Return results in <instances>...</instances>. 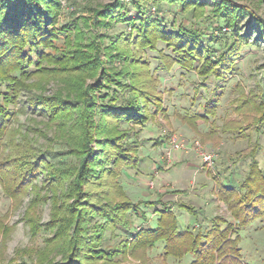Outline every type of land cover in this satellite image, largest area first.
<instances>
[{
	"label": "trees",
	"instance_id": "1",
	"mask_svg": "<svg viewBox=\"0 0 264 264\" xmlns=\"http://www.w3.org/2000/svg\"><path fill=\"white\" fill-rule=\"evenodd\" d=\"M130 1L134 15L122 12L126 3L116 0L89 8L94 15L91 23L82 18L81 24L78 20L58 24L59 0H0L1 189L12 199L30 194L29 203L34 205L43 201L38 195L41 189L51 191L55 210L51 212L52 221L44 228L53 231V240L59 244L53 249L61 257L42 259L41 264H113L112 259L119 254L149 250L159 242L163 258L180 260L190 255L189 264H243L241 232L264 216V171L255 156L252 155L248 172L238 184L230 176L218 182L217 198L224 203L229 217L216 213L208 225L199 223L193 205L181 201L177 207L195 221L183 228L169 204L158 200L131 201L124 196L117 180L124 168L134 165L136 160L121 142L127 132L118 129L122 122L143 124L148 117L147 107L157 96L151 95L136 76L131 77L135 83L124 85L120 79L125 72L116 74L101 69L110 65L114 55H121V48L128 50L123 54L124 61L133 65L140 61L135 62L131 48H150L158 52L159 63L166 71L176 64L221 81L234 69L236 45L249 43L250 29L243 31L239 18L249 15L254 28L259 29L255 42L263 43L264 18L252 7L233 0ZM148 2L178 4L181 8L192 5L202 10L211 7L212 15L231 26L236 37L214 56L213 47L204 41L198 29L168 28L164 19L146 14ZM106 17L117 18L124 27L130 26L128 32L120 30L112 37L116 54L104 51L101 40L105 35L92 31L98 26L113 25ZM60 35L61 45L56 44ZM159 41L167 46V52L157 49ZM49 80L63 85L46 94ZM22 94L26 98L19 107ZM262 104L258 107L262 108ZM11 105L15 106L14 112ZM23 112L45 117L47 123H52L63 136L66 149L51 151L31 146L27 131L37 130L35 133L46 137L34 126L27 127L25 133L19 131L21 142L15 144L9 128L12 113ZM67 158L74 161L64 165ZM40 175L47 179L41 185L37 182ZM91 186L117 189L120 198L110 197L107 189L102 200L104 193L95 194L88 188ZM157 204L160 207L156 208ZM142 205L152 209L156 218L146 227L136 228L131 214L143 218ZM92 217H97L98 222L89 228L94 229L90 232L87 220ZM25 220L32 224V231L42 227L31 216ZM107 232L116 240L114 245L103 238Z\"/></svg>",
	"mask_w": 264,
	"mask_h": 264
},
{
	"label": "rangeland",
	"instance_id": "2",
	"mask_svg": "<svg viewBox=\"0 0 264 264\" xmlns=\"http://www.w3.org/2000/svg\"><path fill=\"white\" fill-rule=\"evenodd\" d=\"M115 1L59 0L61 8L58 24L77 20L81 24L86 19L91 23L94 15L89 8H99ZM119 1L126 3L122 12L134 15L135 9L131 6L130 0ZM233 1L252 7L258 15L264 18V0ZM146 9V14L164 19L168 28L186 26L198 29L204 41L213 47L214 56L224 48L226 43H230L236 37L231 26L212 15L211 7L202 10L192 5L181 8L178 4L148 2ZM248 17L247 14L242 15L238 22L243 31L250 29L248 31L250 33L249 43L236 45L238 53L234 55V69L227 78L221 81L213 79L210 75L207 77L200 75L195 69L186 70L176 64L166 71L159 63L158 52L150 48H131L135 62L140 61L134 63L136 65L127 60L124 61L123 54L128 50L121 48L119 56L113 50L115 46H112L111 39L120 30L128 32L130 26L124 27L123 23L117 22V18L106 17L105 19L113 25L92 28V31L105 35L101 40L102 49L108 54L112 52L116 54L109 63L110 65L101 70L114 71L116 74L120 71L125 72L120 79L124 85L135 83L131 77L136 76L151 95L157 96L153 97L149 103L148 117L143 124L133 125L122 122L119 126L118 131L127 132L121 142L125 144L136 163L124 168L117 183L121 184L124 196L133 202L158 200L169 204L176 212L179 226L182 228L189 226L194 218L177 207L179 201L193 205L201 220L199 223L204 225L208 217L214 213H224L226 217H229V213L214 202L209 209L204 208L199 199L192 197V191H188L191 186L188 184L181 183L180 187L188 189L183 191L177 189L178 186L170 181L156 185V176L159 172L171 170L176 165L172 158L174 150L186 151L187 155L198 157L204 169L209 170L208 175L211 179H208L207 186L212 191L209 195L211 197L215 195L216 199H211L215 202L220 201L214 190L215 185L227 176H230L236 184L243 180L248 172L252 155L264 171V105H261L262 108L258 107L260 102L264 103V43L255 42L259 29L254 28ZM62 41L63 35H60L56 44L61 45ZM156 47L165 52L169 50L161 41L156 43ZM87 82L91 83L92 80L88 78ZM59 85L63 84L59 83ZM59 85L57 81L49 80L45 93H52ZM25 98V94L18 98L19 107ZM14 108L15 106L11 105L13 112ZM12 114L13 118L9 128L12 129L11 136L15 144L21 142L19 131L25 133L27 127L34 126L44 132L46 137L40 135L39 132L35 133L37 130L27 131L31 146L51 151L66 149L63 136L58 133L52 123L46 122L45 117L30 114V112ZM172 142L178 143L179 147L174 148ZM201 149L214 154L210 168L198 155V150ZM242 156L247 158L243 159ZM57 158L62 160V156ZM72 160L74 161V159L67 158L63 160V164L68 165ZM154 163L160 169L153 168ZM46 180L43 179V175H40L37 182L41 185ZM191 180L192 183L193 179ZM205 180H202V183ZM88 188L95 194L100 193L101 195L103 192L102 200H105L107 189L110 197L120 198L116 192L117 189H112V187L91 186ZM159 189L161 193L156 191ZM196 189L193 188V191ZM177 193L178 195H175ZM51 194L50 190L41 189L38 195L43 198V201L34 205L29 203L30 194L12 199L0 186V264L10 261L41 264L42 259H60L61 255L55 253L53 249L54 246L59 245L56 240H53V231L44 228L52 221L51 212L55 210ZM201 199L207 200L208 198L204 196ZM157 205L156 208L161 204ZM142 208L145 211L143 218L131 214V219L135 223L133 226L136 228L146 227L156 218L152 209L147 206ZM27 216L33 217L42 227L32 231V224L26 223ZM97 222V217L89 218L87 220L88 229L93 228ZM89 230L93 232L94 229ZM241 234L239 243L241 262L243 264H264V216L244 228ZM103 238L109 242V245H114L116 242L114 238L111 239L109 232ZM161 247L162 243L159 242L149 250L138 249L131 254H119L112 259L113 264H189L192 259L190 255L180 260L171 257L163 258ZM85 262L91 264L89 261Z\"/></svg>",
	"mask_w": 264,
	"mask_h": 264
},
{
	"label": "crops",
	"instance_id": "3",
	"mask_svg": "<svg viewBox=\"0 0 264 264\" xmlns=\"http://www.w3.org/2000/svg\"><path fill=\"white\" fill-rule=\"evenodd\" d=\"M172 156H173L172 158L174 160L173 163L176 162V165L174 167H172L171 170H167L166 172L160 171L159 175L156 176L157 177L156 178V185H159L161 182L165 183V181H170L173 184H175L176 186H178V187H176L177 189L183 191V190H188V189L180 187L181 183L188 184V186L192 187V188L190 187V190H188V191L189 192L192 191V195H193L192 197H194L197 200L199 199L202 202V204L204 205L203 206L204 208L209 209L210 205L214 202L215 204H218L219 207L224 208L226 210V207L222 201H216L215 202V200H213V201L211 200L212 198L216 199V197H215V195H213L212 197H211V195H209L212 192L210 190L211 188L207 186V184H209L208 179H211L208 175L209 170L207 168L204 169V166L201 163L200 159H198V157H196L194 155H187V152L186 151L184 152L182 150H174L172 153ZM160 163H161V161H160ZM155 164L156 163H154V165L152 167L153 168H155V167L159 168V166L158 165L156 166ZM229 178L227 176L224 179L226 180ZM191 179H193L192 183H191V181H192ZM204 179H206V180L203 181V183H202V180H204ZM193 188H195V189L197 188V189L195 191H193ZM215 188H216V185H215ZM164 189H166V188H164ZM214 190L216 191V189H214ZM156 191L161 193L160 189L156 190ZM215 191H214V194H215ZM186 192L187 191H185V193ZM182 193L184 194V192H182ZM182 193H180V194H182ZM207 194H208V196H207ZM175 195H178V193ZM204 196H206L208 199L207 200L201 199ZM214 214H216V213H214ZM212 216L208 217V219L206 220L207 222L204 221V222H206V225L209 224V219ZM198 221L201 222L200 219H198ZM193 222H195V221L193 220L192 223Z\"/></svg>",
	"mask_w": 264,
	"mask_h": 264
},
{
	"label": "built area",
	"instance_id": "4",
	"mask_svg": "<svg viewBox=\"0 0 264 264\" xmlns=\"http://www.w3.org/2000/svg\"><path fill=\"white\" fill-rule=\"evenodd\" d=\"M172 146L174 148H178L179 147V144L178 143H174L172 142ZM172 147V148H173ZM198 155L201 157L202 161L207 164V166L210 168L211 166V163L213 162V159H214V154L213 153H210V152H207L206 150H198Z\"/></svg>",
	"mask_w": 264,
	"mask_h": 264
}]
</instances>
